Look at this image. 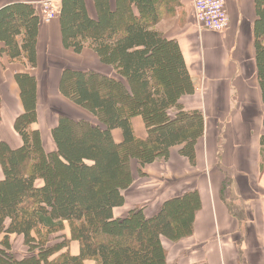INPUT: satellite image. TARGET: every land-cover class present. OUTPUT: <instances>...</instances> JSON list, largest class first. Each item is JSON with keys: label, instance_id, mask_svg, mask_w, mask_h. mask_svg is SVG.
Returning a JSON list of instances; mask_svg holds the SVG:
<instances>
[{"label": "trees", "instance_id": "trees-1", "mask_svg": "<svg viewBox=\"0 0 264 264\" xmlns=\"http://www.w3.org/2000/svg\"><path fill=\"white\" fill-rule=\"evenodd\" d=\"M163 1L114 0L112 7L110 0H93L91 18L85 0H60L55 19L63 47L75 53L91 49L115 76L61 71V96L84 116L57 115L49 145L37 127L36 78L14 74L23 110L13 129L21 143L12 147L0 141V264H173L162 238L176 241L191 234L196 191L166 199L150 216L143 207L115 215L134 177L146 176L142 168L167 159L174 146L193 163L203 134L201 112L180 104L194 86L177 41L156 29ZM254 8V60L264 104V0H254ZM41 19L33 3L0 7V51L10 62L36 66ZM134 116L142 118L144 138L134 134ZM259 144L264 152V132ZM12 234L22 238L21 255L11 250ZM55 238L61 241L49 245ZM71 240L78 242L77 254L70 253Z\"/></svg>", "mask_w": 264, "mask_h": 264}, {"label": "crops", "instance_id": "crops-1", "mask_svg": "<svg viewBox=\"0 0 264 264\" xmlns=\"http://www.w3.org/2000/svg\"><path fill=\"white\" fill-rule=\"evenodd\" d=\"M12 1L33 3L39 9L41 0H0V7ZM85 4L88 15L95 18L93 0ZM110 4L113 7L114 0ZM225 7L228 26L214 32L198 27L192 0L161 3L162 20L156 29L177 41L194 86L180 104L185 110L201 112L203 134L196 142L193 163L179 152L181 146L170 148L167 159L142 168L146 176L134 177L123 193V206L115 209L116 216H123L132 207H145L150 216L166 199L196 191L199 206L192 232L174 248L173 259L168 255L173 264H264V152L259 144L264 104L254 60V0H226ZM3 47L0 42V50ZM36 55V66L29 68L10 62L0 51V141L12 147L21 143L13 121L23 110L16 72L36 78L37 127L47 145L57 115L84 116L61 96V71L69 67L115 76L113 67L102 64L91 49L75 53L63 47L58 18L41 19ZM131 124L135 136L144 138L142 118L132 117ZM112 134L120 140L119 130ZM17 238L20 246L13 251L21 255L22 238L12 234L8 241L12 248ZM72 242L70 253L77 254L78 242Z\"/></svg>", "mask_w": 264, "mask_h": 264}, {"label": "built area", "instance_id": "built-area-1", "mask_svg": "<svg viewBox=\"0 0 264 264\" xmlns=\"http://www.w3.org/2000/svg\"><path fill=\"white\" fill-rule=\"evenodd\" d=\"M226 0H192L193 16L200 29L221 32L228 26ZM58 1L41 0L39 2L42 20L55 19L58 12Z\"/></svg>", "mask_w": 264, "mask_h": 264}, {"label": "rangeland", "instance_id": "rangeland-1", "mask_svg": "<svg viewBox=\"0 0 264 264\" xmlns=\"http://www.w3.org/2000/svg\"><path fill=\"white\" fill-rule=\"evenodd\" d=\"M113 71L115 72V70H114V68H113ZM43 142H44V140H43ZM45 143V142H44ZM134 167H135V165H133ZM133 167V168H134ZM136 167H137V165H136ZM134 169H136V168H134ZM137 178H138V176H136ZM143 209V211L145 210V207L144 208H142ZM145 214V213H144ZM146 215V214H145ZM147 216V215H146ZM60 233H62V232H60ZM63 233H66L67 234V236H68V228H67V225L65 226V228H64V231H63ZM188 236H186V237H184V238H182V239H179V240H176V241H173V240H168V239H166V240H164L163 241V239L164 238H162V246L165 248V250L168 252V255H169V259L171 258V259H173L174 257H175V254H173L174 252H173V250H174V248H176L177 246H179L180 244H181V242L182 241H184V239L185 238H187ZM54 241H61V239L60 238H55V239H52L51 241H49V245H53V243H55ZM73 240H71L70 241V243H69V250L71 251V249H72V247H74V242H72ZM76 242V241H75ZM171 244V245H170ZM13 247L11 248V250L13 251V249L14 248H17V247H19L20 246V238H17V239H15L14 240V243H13ZM73 245V246H72ZM170 245V249H172V250H170V249H168L167 247ZM22 249V248H21ZM24 249V248H23ZM86 263L87 264H93V262L92 261H90V260H87L86 261Z\"/></svg>", "mask_w": 264, "mask_h": 264}]
</instances>
